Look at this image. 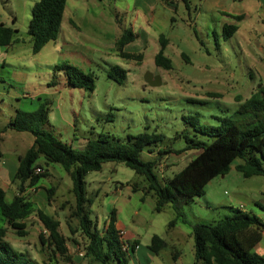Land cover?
<instances>
[{
    "label": "rangeland",
    "instance_id": "rangeland-1",
    "mask_svg": "<svg viewBox=\"0 0 264 264\" xmlns=\"http://www.w3.org/2000/svg\"><path fill=\"white\" fill-rule=\"evenodd\" d=\"M33 1L39 0H0V23L18 30V42L12 51L5 53L7 47L0 46V150L9 160L24 155L34 142L31 133L7 128L12 118L18 111L35 112L40 103H45L49 112L44 131L76 151L83 150L89 140H95L100 134L121 139L140 133L161 135L162 140L141 152L140 159L145 162L158 159L154 173L164 182L199 154L197 149L182 151L187 146L185 135L204 144L213 140L197 132L194 125H218V117L235 112L264 84V53L256 52L248 43L254 37H246L242 31L229 41L219 39L214 48L204 31L187 25L190 13L182 0H72L81 5L74 12L73 20L82 32H72L66 18L54 44L36 55L27 33L31 19L28 5ZM193 1L200 4V0ZM150 5L156 8L154 16L167 22L152 27L141 63L121 59L116 39L133 24L136 9L145 11ZM141 23L138 21L136 25ZM160 34L174 45L168 52L171 70L155 65ZM125 51L132 52L133 47ZM179 51L190 59H182ZM60 65H72L84 73H92L95 76L93 93L68 85L63 72L54 71ZM115 66L126 71L122 85L108 78L110 68ZM148 73L160 77L161 85L147 84ZM26 94L38 96L31 103ZM169 150L173 151L168 153ZM160 151L167 153L160 154ZM239 163L241 160L237 159L228 175L213 179L204 195L184 208L188 221L213 223L241 206L247 213L264 216V177L245 178L235 169ZM38 164L46 177L30 190L29 196L37 208L59 221L67 253H61L47 241L48 233L36 214L25 221L26 236L8 227L6 241L39 264H98L85 255L86 238L75 216L76 198L69 174L61 165L47 163L43 158ZM86 182L87 199L91 203L85 208L98 228L106 226L114 210L120 231L124 236L126 232L127 238L138 240L139 247L130 254L128 264H150L151 261L195 264L191 227L182 223L169 227L175 219L174 209L167 205L161 213L155 211L156 199L145 196L143 177L124 164L106 163L99 172L89 173ZM134 187L137 192H133ZM51 188L54 195L48 203L47 189ZM6 196L11 202L12 190ZM154 236L166 243L158 255L149 248Z\"/></svg>",
    "mask_w": 264,
    "mask_h": 264
},
{
    "label": "trees",
    "instance_id": "trees-1",
    "mask_svg": "<svg viewBox=\"0 0 264 264\" xmlns=\"http://www.w3.org/2000/svg\"><path fill=\"white\" fill-rule=\"evenodd\" d=\"M182 1L188 8V0ZM66 4L67 0H39L32 8L27 33L31 38L33 54L40 53L45 46L59 37ZM235 19L241 20L242 17ZM13 23L15 24V19ZM223 31L224 40L229 41L238 31V27L225 25ZM16 33L17 30L13 27L0 24V46L14 45ZM135 39V34L125 30L116 42V50L121 59L141 63L144 58L142 54H131L124 50ZM159 41L161 49L155 56V65L171 70L172 60L164 53L168 40L161 36ZM54 71L63 72L71 87L93 93L95 76L92 73H84L72 65L55 66ZM108 78L122 85L126 80V71L118 66L111 67ZM48 112L49 108L45 103L35 112L18 111L7 127L17 132L31 133L34 142L25 155L19 158L14 176L18 193L11 202L7 201L6 191L0 187V264H39L27 253L12 248L6 241L8 227L20 236H26L25 221L33 214H36L48 233L47 241L61 253H67L65 238L59 232V221L37 208L29 196L30 190L35 189L40 180L46 177L45 173H36L37 169H43L38 164L41 158L47 163L61 165L69 174L76 198L75 216L78 217L80 231L86 238L85 255L98 264H128L130 254L139 246L137 241L130 245L124 239L122 231L117 228L116 211H111L108 223L99 229L85 208L87 203H91L87 199L86 177L89 173L99 172L106 163L124 164L143 177L146 182L144 194L155 197L157 213H161L167 205L172 206L176 215L169 227H174L177 223L191 227L195 264H264V257L255 251L264 234V220L257 215L233 208L231 215L213 223L192 224L184 214V208L197 197H202L205 188L213 179L229 174L231 165L237 159L241 163L235 169L245 178L264 177V84L235 112L218 117V125H194L197 132L213 140L204 144L185 135L187 146L182 151L197 149L199 154L184 169L164 182L154 173L158 159L149 162L140 159L141 152L162 140L161 135L140 133L121 139L110 134H100L95 140H89L83 150L76 151L44 131ZM172 151L169 150L168 153ZM163 153L167 152L160 151V154ZM133 192H137L136 187ZM47 193L48 203H51L54 189H47ZM40 237L45 244V239ZM127 243L129 249L125 248ZM165 246L163 239L154 236L149 248L158 255Z\"/></svg>",
    "mask_w": 264,
    "mask_h": 264
},
{
    "label": "crops",
    "instance_id": "crops-1",
    "mask_svg": "<svg viewBox=\"0 0 264 264\" xmlns=\"http://www.w3.org/2000/svg\"><path fill=\"white\" fill-rule=\"evenodd\" d=\"M36 2L33 1L28 5L30 14ZM80 6L81 5H78L76 1L74 2L72 0H67L63 22H62V26H63L64 21L67 18L68 24L70 28H72V32L75 31L76 33L82 32L81 29L77 27L76 23L73 20L74 12ZM155 10L156 8H154L151 5L145 11L140 8L136 9L133 24L132 25L130 24V27L125 29L131 31L133 34L136 35V39L125 47V48L133 47V51L132 52L125 51V52L131 54H142L144 56V53L149 46V39L151 36L150 32L152 30V27L153 26L158 27V25L160 26L162 23L165 25V23L167 22V20H165L164 22V20H162L161 18H156L154 16ZM172 10L175 11L177 10V8L173 9L172 7ZM188 11L190 13L189 14L190 23L187 25L195 29H198L199 31L200 30L204 31L206 36L214 44V48H217L219 39H224V31H223L224 26L235 25L238 27V31L236 32L235 35L240 34L242 31H244V35L246 37L248 36L254 37V38H250L248 43L253 46L252 49L255 50L256 52L260 51L264 53V0H200L199 5L195 3L193 0H188ZM235 17H242V19L236 20ZM254 17L258 18L259 20L253 22L252 19ZM138 21H142V23L136 25ZM172 21L173 22L175 21L174 17H172ZM0 24H4V23H0ZM12 24H14L13 20H12ZM13 28L16 29L15 27ZM161 36L167 38L164 34H160L159 40ZM28 37H29L28 42L31 43V38L30 36ZM14 40L16 43L18 42V30L14 36ZM118 40L119 39H116V42ZM167 40L168 43L164 53L167 57L170 58L168 52L174 45L172 44L171 40H169L168 38ZM54 42L55 41H52L48 45H50L51 43L54 44ZM14 45L4 48V52L8 53L9 51H12ZM179 52H180V56L185 61L186 60L188 61V59H190L184 52L182 51ZM37 96H38L37 94L36 95L26 94L25 97L27 98V101H31V103H34V101L37 99ZM40 106L41 103L37 106V109H39ZM0 152H1L0 187L3 188L6 191V193L12 190L13 196H15L18 193V189H17L18 185L14 181V176L18 169L19 158L24 156L25 154L19 155L16 160H9L7 157L4 156V153L1 150ZM32 190L34 189H31V191ZM240 209L246 212L244 206H241ZM258 217L264 220V216H258ZM117 228L119 230H122L120 227H118V222H117ZM124 237L129 242L130 241L138 242V240L135 237H132L131 239L127 238L126 232ZM255 251L264 257V234L262 235V240L260 241V243L257 244V246L255 247ZM174 258L178 259L179 256H174ZM150 264H157V263L151 261Z\"/></svg>",
    "mask_w": 264,
    "mask_h": 264
},
{
    "label": "water",
    "instance_id": "water-1",
    "mask_svg": "<svg viewBox=\"0 0 264 264\" xmlns=\"http://www.w3.org/2000/svg\"><path fill=\"white\" fill-rule=\"evenodd\" d=\"M145 81L150 86H158V85H161V79H160V77L154 76V75L149 74V73L146 75Z\"/></svg>",
    "mask_w": 264,
    "mask_h": 264
},
{
    "label": "built area",
    "instance_id": "built-area-1",
    "mask_svg": "<svg viewBox=\"0 0 264 264\" xmlns=\"http://www.w3.org/2000/svg\"><path fill=\"white\" fill-rule=\"evenodd\" d=\"M41 172H42V169H37V171H36V173H41ZM122 235H124L123 232H122ZM125 248L129 249V244L128 243L125 245Z\"/></svg>",
    "mask_w": 264,
    "mask_h": 264
}]
</instances>
